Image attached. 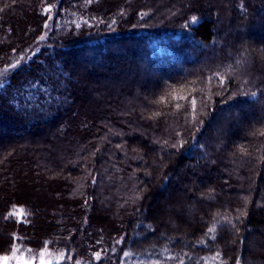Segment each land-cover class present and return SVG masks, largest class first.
Segmentation results:
<instances>
[{
    "label": "trees",
    "instance_id": "obj_1",
    "mask_svg": "<svg viewBox=\"0 0 264 264\" xmlns=\"http://www.w3.org/2000/svg\"><path fill=\"white\" fill-rule=\"evenodd\" d=\"M5 69L0 256L264 264V0H0Z\"/></svg>",
    "mask_w": 264,
    "mask_h": 264
},
{
    "label": "snow or ice",
    "instance_id": "obj_2",
    "mask_svg": "<svg viewBox=\"0 0 264 264\" xmlns=\"http://www.w3.org/2000/svg\"><path fill=\"white\" fill-rule=\"evenodd\" d=\"M88 2H90V0H88ZM44 11H45V13H50V12L52 11V7L49 5L48 7H46V8L44 9ZM191 22H192V23H198V18L195 17V16L191 17ZM45 27L47 28L48 25L45 24ZM77 27H79V25H77ZM41 39H43V37H41ZM19 63H20V62L17 61L16 64L11 65V70H15V69L17 68V65H18ZM8 70H9V69L0 70V77L4 76V75H5V72L8 71ZM220 84L223 85V79H222V78H221V80H220ZM252 95H255V93H253ZM162 99H163V98H162ZM173 99H177V100H178V99H184V100H187V96H176V95H173ZM190 103H191V106H192L193 110H195V108H196V103H197L196 100L193 99V100L190 101ZM176 106H177V108L180 107L179 104H177ZM157 115H159V113H157ZM261 135H264V132H262ZM11 215H13V216H21V217H22V216L24 215V213H23V210H20L19 212H14V213H12ZM209 231H212V230L210 229ZM15 251H16V249L13 248V253H14V257H13V258H15ZM45 255H47L46 251H41V252H40V257H41V259H40V264H51V261H46V260L44 259ZM94 255H95V258H96L97 260L100 259V253H99V252L95 253ZM124 255L127 256L128 253L125 252ZM61 258H62V259L64 258V254H63V253H61ZM9 259H10V258H9L8 256L0 257V264H9ZM17 264H34V262H33L32 260L26 259V258H24V257H20V258L18 259V261H17Z\"/></svg>",
    "mask_w": 264,
    "mask_h": 264
},
{
    "label": "rangeland",
    "instance_id": "obj_3",
    "mask_svg": "<svg viewBox=\"0 0 264 264\" xmlns=\"http://www.w3.org/2000/svg\"><path fill=\"white\" fill-rule=\"evenodd\" d=\"M14 248L16 249V251H15V258H13L14 257V253L13 252L11 254H9V255H4V256H8L10 258L9 259V264H17V261H18V259L20 257H24L26 259L32 260L34 263H40V259H41L40 253H39L38 260H35L32 256H30V255H28L26 253V250L20 249V246L18 244H15L14 245ZM41 251H46L47 255H45V257H44V259L46 261H51V263H56V262H60V261L63 260L61 258V254H54V251L52 249H50L49 247H47L45 249H42ZM63 254H64V257H65V252H63ZM0 257H3V256H0Z\"/></svg>",
    "mask_w": 264,
    "mask_h": 264
}]
</instances>
